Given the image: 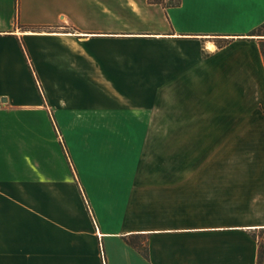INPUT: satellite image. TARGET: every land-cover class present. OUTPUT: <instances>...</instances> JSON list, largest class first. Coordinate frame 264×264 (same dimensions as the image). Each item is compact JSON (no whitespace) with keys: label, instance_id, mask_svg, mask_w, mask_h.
<instances>
[{"label":"crops","instance_id":"crops-1","mask_svg":"<svg viewBox=\"0 0 264 264\" xmlns=\"http://www.w3.org/2000/svg\"><path fill=\"white\" fill-rule=\"evenodd\" d=\"M169 1L0 0V264L257 263L264 0Z\"/></svg>","mask_w":264,"mask_h":264},{"label":"trees","instance_id":"trees-1","mask_svg":"<svg viewBox=\"0 0 264 264\" xmlns=\"http://www.w3.org/2000/svg\"><path fill=\"white\" fill-rule=\"evenodd\" d=\"M149 3L153 4H160L162 6H166L163 2V0H147ZM254 36H257V44L260 50V53L263 58V63H264V23H262L255 31H254ZM256 239V236L254 237ZM258 251H257V263L256 264H262V260L264 257V246H261L258 242Z\"/></svg>","mask_w":264,"mask_h":264},{"label":"rangeland","instance_id":"rangeland-1","mask_svg":"<svg viewBox=\"0 0 264 264\" xmlns=\"http://www.w3.org/2000/svg\"><path fill=\"white\" fill-rule=\"evenodd\" d=\"M165 3L170 4L171 2L169 0H166ZM224 159H229L230 161H233L235 164H243L244 163V159H247V158L236 157V158H224ZM256 234H257V242L261 246H264V231H259ZM262 264H264V257H263V260H262Z\"/></svg>","mask_w":264,"mask_h":264}]
</instances>
